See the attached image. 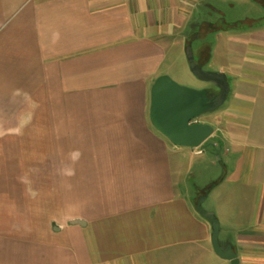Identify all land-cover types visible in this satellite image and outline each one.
Returning a JSON list of instances; mask_svg holds the SVG:
<instances>
[{"label":"crops","instance_id":"crops-1","mask_svg":"<svg viewBox=\"0 0 264 264\" xmlns=\"http://www.w3.org/2000/svg\"><path fill=\"white\" fill-rule=\"evenodd\" d=\"M189 45L229 85L200 148L150 118ZM203 196L221 247L264 264V0H0V264H231Z\"/></svg>","mask_w":264,"mask_h":264},{"label":"water","instance_id":"water-1","mask_svg":"<svg viewBox=\"0 0 264 264\" xmlns=\"http://www.w3.org/2000/svg\"><path fill=\"white\" fill-rule=\"evenodd\" d=\"M192 63L191 71L200 80L212 83L211 88L193 89L176 82L169 75L159 76L151 89L150 118L153 125L177 145L200 148L213 134L212 125L195 122L205 113L213 112L226 101L229 85L225 77L204 71L196 62L192 46L186 49ZM204 196L197 201V210L212 224V244L216 253L231 262L239 264L237 254L232 248L223 249L219 241L220 222L213 212L203 207Z\"/></svg>","mask_w":264,"mask_h":264},{"label":"rangeland","instance_id":"rangeland-1","mask_svg":"<svg viewBox=\"0 0 264 264\" xmlns=\"http://www.w3.org/2000/svg\"><path fill=\"white\" fill-rule=\"evenodd\" d=\"M227 3L229 5V2H226V7H227ZM202 11V6L199 8ZM228 9V8H227ZM168 57L171 59L173 65L169 64V67H167L166 65L164 66V70L170 72V76L179 84L193 88V89H198L200 86H203L202 82H200V80H197L198 78L195 76H192L194 74H192L193 72L190 71L187 68V61H188V57H187V52L185 51V53L182 54L180 53V51L178 52L176 48H171L169 53H168ZM187 59V60H186ZM170 68V69H168ZM194 77V78H192ZM218 109H216L215 111H217ZM213 111V112H215ZM213 112H208L203 114L200 118L207 120V118L210 117V114ZM6 151H8V149H6ZM214 161H216V163L219 164V156H216L213 158ZM190 160V159H188ZM191 165H193L194 167V172L192 174H184L183 175V184L184 186H189L192 187L193 184L196 181H199V177H200V172H201V168L202 165L204 163H202L201 161H198L197 159L193 158L191 160ZM198 168V170H197ZM204 203V207H205Z\"/></svg>","mask_w":264,"mask_h":264},{"label":"trees","instance_id":"trees-1","mask_svg":"<svg viewBox=\"0 0 264 264\" xmlns=\"http://www.w3.org/2000/svg\"><path fill=\"white\" fill-rule=\"evenodd\" d=\"M220 180H216L214 182H212L210 185H208L205 189H203V193H207L208 190H210L211 188H213Z\"/></svg>","mask_w":264,"mask_h":264}]
</instances>
